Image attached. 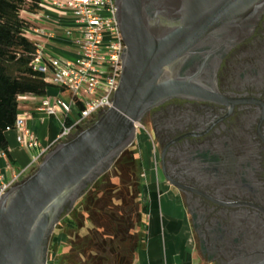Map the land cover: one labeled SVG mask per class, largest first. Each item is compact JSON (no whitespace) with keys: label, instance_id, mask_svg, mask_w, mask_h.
Returning <instances> with one entry per match:
<instances>
[{"label":"flooded vegetation","instance_id":"af4514ba","mask_svg":"<svg viewBox=\"0 0 264 264\" xmlns=\"http://www.w3.org/2000/svg\"><path fill=\"white\" fill-rule=\"evenodd\" d=\"M175 70L214 95L171 96L139 122L175 236L193 264H264V7L243 38L212 33Z\"/></svg>","mask_w":264,"mask_h":264},{"label":"water","instance_id":"95a60500","mask_svg":"<svg viewBox=\"0 0 264 264\" xmlns=\"http://www.w3.org/2000/svg\"><path fill=\"white\" fill-rule=\"evenodd\" d=\"M148 2L116 0L126 49L113 106L52 147L35 172L1 197L0 264H47L49 238L67 204L135 142L143 115L171 96L214 97L178 77L179 61L212 33L243 38L264 7V0H164L149 17Z\"/></svg>","mask_w":264,"mask_h":264},{"label":"trees","instance_id":"16d2710c","mask_svg":"<svg viewBox=\"0 0 264 264\" xmlns=\"http://www.w3.org/2000/svg\"><path fill=\"white\" fill-rule=\"evenodd\" d=\"M40 3L41 0H0V148L7 156L9 150L5 133L15 125L20 96H45L49 88L58 87L46 82L45 73L36 67L34 60L40 46L28 37L27 29L31 24L22 15L23 11L35 13L40 10ZM143 170V155L134 142L115 160L111 169L88 185L75 202L74 209L85 215L77 225L73 218H67L70 226L79 229L77 235L85 238L87 243L96 223L105 219L117 222L122 214L132 210L141 219L137 228L140 236L134 242L135 248L144 243L149 204L144 196ZM86 205L88 210L84 208ZM69 209L67 206L61 218ZM121 225L118 223L116 231L109 232L107 237L125 241L126 232ZM139 251L137 248L131 253L129 264H139Z\"/></svg>","mask_w":264,"mask_h":264},{"label":"built area","instance_id":"2783aa9c","mask_svg":"<svg viewBox=\"0 0 264 264\" xmlns=\"http://www.w3.org/2000/svg\"><path fill=\"white\" fill-rule=\"evenodd\" d=\"M51 4L58 10L67 11L74 20V30L81 34L77 40V53L72 59L46 58L39 50L34 60L36 67L45 73L46 82L63 88L70 96L69 100L58 98L54 106L45 102L44 109L48 114H62L61 131L53 147L91 126L113 106L126 45L117 24L116 0H52ZM67 33L71 34V30ZM136 127L138 130L139 123ZM12 129L19 131L17 141L21 147L39 146L36 136L25 128L23 114H18ZM52 147L42 150L32 165L38 167ZM0 152H3L1 148ZM25 176V172L8 176L0 168V199Z\"/></svg>","mask_w":264,"mask_h":264},{"label":"crops","instance_id":"0c3cea01","mask_svg":"<svg viewBox=\"0 0 264 264\" xmlns=\"http://www.w3.org/2000/svg\"><path fill=\"white\" fill-rule=\"evenodd\" d=\"M51 1L41 0L40 10L35 13L26 12L27 15L24 18L31 24V27L27 29V35L39 44L44 57L51 56L61 60L72 59L77 53V40L81 37V34L74 30L72 16L65 10L54 8ZM68 30H71V34L67 33ZM58 98L69 100L70 96L60 87L49 88L45 96H20L19 114L24 115L25 128L36 136L39 146L32 149L21 147L17 141L19 131L15 129L7 130L5 135L8 142L9 156L0 152V168L8 176L16 172H25V175H27L34 167L32 165L33 159L42 150H46L55 144L61 131L60 118L62 114L60 112L48 114L44 108L46 101L49 102V105L54 106ZM144 193L149 204V221L154 219L155 222H160V213L156 204L162 197L157 191L154 180L145 183ZM167 229L170 234V258L168 256L167 262H165L163 256L155 251V248L150 247L143 250V252L140 250L139 255L146 257L145 264H193L189 252L183 247V242H180L179 238L175 236L177 230L171 217L168 219ZM160 233L161 228L158 227L155 237L159 238Z\"/></svg>","mask_w":264,"mask_h":264},{"label":"rangeland","instance_id":"374dc122","mask_svg":"<svg viewBox=\"0 0 264 264\" xmlns=\"http://www.w3.org/2000/svg\"><path fill=\"white\" fill-rule=\"evenodd\" d=\"M26 12H22L23 17L27 15ZM77 111L78 107L76 108ZM137 135L138 138L135 142L140 153L143 155L144 161L142 177L145 183L151 182L154 177V149L146 135L140 134V132ZM36 168L31 169L24 178L35 172ZM169 203V199L165 197L161 198L160 201L158 200L156 205H158L160 213V222L157 223L154 219H150L148 234L146 233L145 235L146 241L139 243L136 248L134 242L140 236L139 229L137 230V228L141 219L134 211L125 212L117 222L105 219L101 223H96L92 234L89 236L90 239L86 243L85 238L77 235L79 229L75 226H70L67 220L68 217H71L77 225L85 218L82 212H77L74 209V203L67 214L59 220L49 238L47 264H129L131 253L136 252L137 248L143 252V250H147L150 247L155 248V251H158L163 256L164 261L167 262V257L169 256L170 258V234L167 224L169 217L172 216ZM84 208L88 210V205L84 206ZM153 213L155 215V211ZM118 223L122 224V230L126 232L125 241L123 242H121V239L107 237L109 232L116 231ZM158 227L161 228V233L159 238H156V229ZM150 233H152V240H149ZM68 239H70V242ZM145 261L146 257L141 255L139 257V264H145Z\"/></svg>","mask_w":264,"mask_h":264},{"label":"bare ground","instance_id":"6f19581e","mask_svg":"<svg viewBox=\"0 0 264 264\" xmlns=\"http://www.w3.org/2000/svg\"><path fill=\"white\" fill-rule=\"evenodd\" d=\"M151 235H152V233H150V238H149V240H152Z\"/></svg>","mask_w":264,"mask_h":264}]
</instances>
